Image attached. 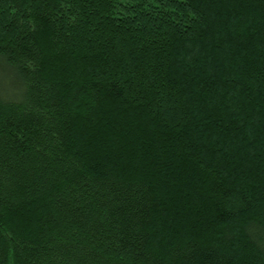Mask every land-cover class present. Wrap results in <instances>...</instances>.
Here are the masks:
<instances>
[{"label":"trees","instance_id":"trees-1","mask_svg":"<svg viewBox=\"0 0 264 264\" xmlns=\"http://www.w3.org/2000/svg\"><path fill=\"white\" fill-rule=\"evenodd\" d=\"M264 0H0V264H264Z\"/></svg>","mask_w":264,"mask_h":264},{"label":"rangeland","instance_id":"rangeland-1","mask_svg":"<svg viewBox=\"0 0 264 264\" xmlns=\"http://www.w3.org/2000/svg\"><path fill=\"white\" fill-rule=\"evenodd\" d=\"M264 239V238H263Z\"/></svg>","mask_w":264,"mask_h":264}]
</instances>
